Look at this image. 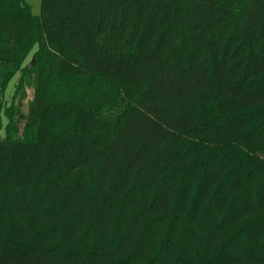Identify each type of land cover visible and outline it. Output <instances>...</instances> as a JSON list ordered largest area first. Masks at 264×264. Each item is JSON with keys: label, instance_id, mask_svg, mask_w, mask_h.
<instances>
[{"label": "trees", "instance_id": "16d2710c", "mask_svg": "<svg viewBox=\"0 0 264 264\" xmlns=\"http://www.w3.org/2000/svg\"><path fill=\"white\" fill-rule=\"evenodd\" d=\"M1 115L0 264H264V0H0Z\"/></svg>", "mask_w": 264, "mask_h": 264}, {"label": "rangeland", "instance_id": "374dc122", "mask_svg": "<svg viewBox=\"0 0 264 264\" xmlns=\"http://www.w3.org/2000/svg\"><path fill=\"white\" fill-rule=\"evenodd\" d=\"M25 1L29 5L31 13L33 15H39L41 0H25ZM30 57L31 56H28L25 63L29 62ZM18 77H19V74L17 73L8 83V86H7L6 91H5V99L8 101L10 100V98L13 94V89H14L15 83L17 82ZM30 95H31V92L28 91V97H30ZM1 123L2 124L0 127V138H3L5 136L4 127L6 125V118L3 115H1Z\"/></svg>", "mask_w": 264, "mask_h": 264}]
</instances>
